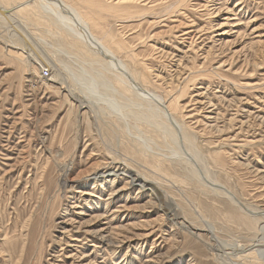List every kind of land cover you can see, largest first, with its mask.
<instances>
[{
    "label": "rangeland",
    "instance_id": "374dc122",
    "mask_svg": "<svg viewBox=\"0 0 264 264\" xmlns=\"http://www.w3.org/2000/svg\"><path fill=\"white\" fill-rule=\"evenodd\" d=\"M139 1L147 7L154 6L147 10L144 16H138L128 22L131 25L128 26L127 35L131 32L130 35L135 32L156 33L151 41L144 37L142 38L144 40L141 39L135 43L137 44L136 47L145 53L143 54L145 57L150 58L149 56H151L149 50H146V46L150 43L156 44V47H163L167 52H173V55L168 58H155L153 54L154 58L152 57L147 61L151 65L150 69L161 75V79L157 81L161 86L168 88L169 84L177 85L179 81L182 82L189 74L187 66H191L193 62L198 66L205 65L204 68L201 66V69L205 70L203 74L201 71L194 81L188 82L189 92L181 98V104L187 105V112L188 110L191 113L196 112V117L189 119V122L200 132L206 128L205 121L207 123V119L205 116L211 107L226 115V119H224L226 121L223 118L217 120L220 126H223L232 114L236 115L237 119L232 128H228L221 137L211 133L212 141L215 144L223 138L238 135L235 141L224 140L231 141L230 143L226 142L228 145L224 148L225 152L223 151L226 168L224 171L216 169L215 172L220 171V175H224L221 177L217 172L221 180H224L223 182L230 187L233 186L231 187L233 190H237L238 193L241 191L246 198L249 197L250 201H260V204L264 205V182L262 180L264 178V123H261L264 116V0H189L188 4H195L196 6L192 8L188 5L183 9L185 14L172 18H179L182 22L193 21L192 23L197 27L202 25L207 27L203 32L196 35L197 37L193 39L195 40L194 45L190 49L188 38L181 43L182 41H179L181 39L175 40L172 37L173 34L169 35L164 31L167 29L165 25L170 23L167 19L157 24L149 23L153 19L158 20L159 18L156 17L173 8L171 7L172 3L175 5L174 8H180L178 0ZM205 2L211 12L210 15L204 13L205 9L202 4ZM165 17L167 16L165 15ZM111 21L115 23L112 19ZM185 25H189V23H185ZM29 28L35 30L37 27L30 25ZM39 28L41 26L36 31H43V35L47 36L43 42L37 40V43L40 44V50L44 54L46 53L45 57L50 67L52 66L51 76L53 74L63 76L66 81L67 93L69 90L80 93L84 100L92 103V110L98 114L96 117L91 115L87 118L83 114L80 115L82 130L78 141L71 129H67V133L64 134L63 150L65 153L72 151L70 156L73 158L71 177H75L78 172L86 174L94 171L98 165H103L104 160L111 162V155L116 153L115 156L118 160L133 163V167L129 163L133 169L136 167L138 172H143L148 176L152 175L153 178L158 177L157 180H162V176L170 177L173 175L178 179L183 178L184 173L187 175L186 164L176 160L178 157H172L174 156L172 154L176 152L175 148H172L174 145L169 143L171 147L168 148L164 144L168 135L164 134L163 130L156 128V121L152 117L143 118L139 116L143 111L146 112V108L149 107L157 120H162L163 118L157 109L147 102L128 103L127 93L124 96H121V93L118 94L120 88H117L114 82L108 79L111 78L108 73L101 74L103 69L98 67L100 64H95L98 65L95 67L90 61L82 60L72 52V50L74 52L76 50L72 48L68 50V46L63 44L58 36L56 37L57 40L51 36L52 34L45 31L47 28ZM54 40L55 42H53ZM211 45L214 47L207 55ZM3 47V44L0 43V126L2 125L0 130L3 131L0 140V264H16L23 247L26 253L21 264H71L73 260L71 255L74 253L81 255L83 252L86 255L84 260L92 259V264H141L142 261L159 252L162 255L165 254L160 264H187L189 258H192L193 264H218L217 258L216 262L206 249L199 250L200 248H196L194 243L190 242V237L187 238L183 232H175L172 222L166 216H162L163 211L160 205L147 203L150 199V189H139L138 185L131 184L119 194H114L112 198H109L111 190L117 189L119 191L118 188H121L125 181L116 180L115 183H111L107 179V182L98 179L96 183H93L92 179V181L87 182L85 188L88 193L93 194L94 192L95 195L90 197L86 195L87 198L78 203L77 207H71L77 199L71 198V189H68L66 196H58L55 182L59 175L54 172L51 175L52 186L47 189L46 195L42 193V184L39 180L48 152L42 153L44 145L41 139L37 135L32 136L31 130L35 123L31 120V116L22 115L24 109L21 106L23 103L19 93L22 90V85L29 82L28 78L22 79L20 77L19 70H17L19 63L10 62L9 57L4 54ZM194 55L197 56L192 59ZM205 57H208V61L203 64ZM180 60L182 61L179 65ZM252 61L259 63L256 69L249 64ZM222 63L224 64L222 65L223 74L229 76L230 82L225 81L224 78L219 79L210 73V68L217 67ZM38 74L42 76L41 73ZM44 74L47 75V71H44ZM196 74L198 73L194 75ZM51 76L48 75L47 78ZM36 78L39 79L38 76ZM66 89L61 90L63 92L61 93L67 94ZM198 92H204L203 96H208L205 99H211L216 105H207V108L202 110L200 105L195 104L192 100V98L198 97L196 95ZM44 94L54 99L59 98H57L58 93L46 86H42L38 93L40 101L43 100ZM127 96L131 98L130 95ZM190 97H192L191 100ZM120 107L124 109L122 112H127L125 115L119 111ZM192 107H195L196 110H192ZM65 112L66 109L61 112L53 126L59 123ZM5 118L7 119L4 120ZM118 118L124 125L125 133L121 132V135L118 131ZM14 122L16 127L12 129ZM73 123L74 120L70 122V124ZM89 124L92 126L91 131L86 130ZM240 127L242 128L240 129ZM49 130L47 131L48 134L52 135V130L50 132ZM86 133L90 136H87ZM209 134L207 133V135ZM246 138L262 139V143L259 146L247 145L240 148L232 145L237 141H244ZM133 142H140L138 144L145 153L173 159V161L166 163L165 173L162 170L154 169L156 172V176H154L155 172L149 170L152 169L151 159L140 158L139 155L137 157L128 151L127 145ZM232 154L233 156H231ZM128 160L130 161L128 162ZM145 160L149 163H146ZM209 163L212 164V161L208 160ZM253 170H257V172ZM157 171L162 176L157 174ZM163 179L166 183L164 189L170 195H174L175 202L182 204L186 213H189L183 205V198L180 194L184 189L191 187V184H183L178 181L172 185L166 178ZM259 193L262 195L260 196ZM204 197L206 196L204 195ZM109 200L113 202L110 203V207H106ZM143 206L146 208L143 209ZM117 209L120 210L117 211ZM105 210L110 211L111 214L103 218L97 216ZM77 212H83V214ZM94 215L96 216L94 217ZM211 215V219H217L213 214ZM69 217L76 218L73 223L75 225L79 221L90 222L91 220L89 224L92 228L104 227L107 238L118 237L116 233L119 231L131 235L129 229L141 231L151 221L157 222V226L154 228V233L149 237L131 236L120 243L109 244L98 236H85L77 232L66 222ZM158 219L159 221H157ZM189 220L191 219L189 218ZM65 227H69L67 228L68 232H65ZM119 227L124 229H119ZM174 232L178 233L176 237L179 247H173L167 253V249L173 243L172 237L169 238ZM219 232L220 243L223 241L220 246L225 250H233L238 243H243L246 247L252 244L253 235L249 236L246 232L239 231L235 225L228 222ZM201 233L207 236V232L201 231ZM160 236L161 238H159ZM261 236L263 235L261 234ZM187 239L189 240L188 244H185ZM58 254L61 255L58 256ZM53 256H58V258L55 259Z\"/></svg>",
    "mask_w": 264,
    "mask_h": 264
},
{
    "label": "bare ground",
    "instance_id": "6f19581e",
    "mask_svg": "<svg viewBox=\"0 0 264 264\" xmlns=\"http://www.w3.org/2000/svg\"><path fill=\"white\" fill-rule=\"evenodd\" d=\"M178 2L180 8H174L175 5L172 3L171 7L173 8L156 17L159 18L158 20L153 19L154 22L150 21L149 23L157 24L167 19L170 23L165 25L167 29L164 31L169 33V35L173 34L172 37L175 38V40L181 39L179 40L182 41L181 43L188 38L190 49L194 45L195 40L193 39L197 37L196 35L203 32L207 27L203 25L197 27L192 23L193 21L182 22L179 18H172L185 14L183 9L188 5L192 6V8L196 6L195 4H188L189 0H178ZM202 5L205 9L204 13L210 15L211 12L206 6V2ZM153 6L147 7L142 5L139 0H0V43L3 44L4 54L9 57L10 62L16 61L19 63V68L17 70H19L20 77L22 79L26 77L29 81L22 85V90L19 93V97H21L23 103L21 106L24 109V114L22 115L31 116V120L35 123V126L31 130L32 136L37 135L41 139L44 145L42 153L44 151L48 152L45 158L43 172H41L39 180L42 184V193L45 195L47 194V189L52 186L51 175L56 172L57 175H59L58 180L55 182L58 196H66L68 189H71V198L77 199L71 207H77L78 203L87 198L86 195L89 197L95 195L94 192L90 194L86 190L85 186L88 181H92L93 179V183H96L98 179H103L102 182L110 180L111 183H115L116 180H123L125 181L124 185L118 188L119 191H117V189L111 190L109 198H112L114 194H119V192L131 184L138 185L139 189H150V199L147 203L157 206L160 205L163 211L162 216H166L168 220L172 222L175 232L180 231L183 232L187 238L190 237V242L194 243L196 248H200L199 250L206 249L216 262L218 260V264H264V205L260 204V201H250L248 199L249 197L246 198L243 192L239 190V193L237 190H233L231 188L233 186L230 187L227 183L223 182L224 180H221L220 176L222 177L224 175H220V171L218 172V170L217 172L220 176L215 172L216 169L224 171L226 168L224 153V148L228 145L226 142L230 143L231 141H235L238 135L223 138V140L215 144V142L212 141L211 137L213 136L211 133L221 137L223 133H226L228 128H232L237 119L236 115L232 114L227 118V122L223 124V126H220L217 120L219 118H223V120L226 119V115L220 110H216V112L211 107V109H208L209 113L205 116V119H207V123L205 121V130L202 129V132L196 130L189 122V119H194L196 117V112L191 113L189 110L187 112V105L181 104V98L189 92L188 90L190 87L188 82L194 81V79L200 75L201 71V74H203L205 70L201 69V66L204 68L205 65L198 66L193 62L191 66H187L189 74L186 79L184 78L182 82L179 81L177 85L169 84L168 88L161 86L157 82L161 79V75L151 70V65L147 61L152 59L153 54L155 58H168L173 55V52H167L163 47H156V44H149V42H147L149 45L146 44V50H149L151 56H149L150 58L145 57L143 55L145 53L139 50L135 43L144 37L146 39L149 38L148 40L151 41L156 33L135 32L130 35L131 32L127 35L129 31L128 26L131 25L128 22L134 20L138 16H144L146 11L152 9ZM165 15L167 17L164 18ZM111 19L115 23H113ZM185 23H189V25H185ZM30 25L37 28L41 26L39 29H42V27L47 28V30H44L52 34L51 36L55 37V39H57L56 37L58 36V39L68 46V50H71V48L76 50L77 53L73 50L72 52L82 58V60L90 61V63L94 65L100 64V66H97L104 70H101V74L108 73L111 77L108 79L113 81L117 88H120L118 94L120 95L121 93V96H124V94L127 93V95L131 96L130 98L126 95L128 103L138 101L147 102L150 106L157 109V112L163 118L162 120L159 119L158 121L149 107L148 109L146 108V112L143 111L139 116L143 118L152 117L156 121V128L158 130H163L162 132L168 135L164 144L168 148L171 147L169 143L174 145L172 148H175L176 152L172 154L174 155L172 157H178L176 160H180L179 162L181 163L183 161L186 164L185 169L187 175L184 173L183 178L180 177L178 179L173 175H170V177L162 176L158 171L162 170L165 173L164 169L166 163L173 161V159L170 160L168 157H160L159 155L145 153L138 144L140 142L130 143L127 145L126 149L135 156L139 155L141 156L140 158L151 159L152 169L149 170L155 172L157 169V174L166 178L172 185L175 184V182L178 183V181H181L183 184H191V187L188 189L183 190V188H180L183 190L181 191L182 194H180L183 200L180 199L184 202L183 205L187 208L189 213H186L182 204L175 202L174 195H170V193L164 189L166 183L163 178H161L162 180H157L156 178L158 177L153 178L151 177L152 175H149V177L148 174L146 175L143 174V172L136 171V167L134 169L132 168L134 164L129 162L130 160H128V162L132 164V167L129 163L118 160L115 156L117 153L115 155L110 153L112 154V161L107 162V160H104L102 162L103 165H98L97 168L90 173L85 174L84 172H78L75 177L70 176L73 158L70 157L72 151L65 153L63 150L64 134L67 133V129H71L75 133V138L78 141L82 130V125L79 120L80 115L83 114L84 117L87 118L91 115L96 117L98 114L92 110V103L84 100V97L80 93H76L74 90H69V93H67L66 81L63 76L56 74L51 76L52 66L50 67L45 57L46 53L44 54L40 50V44L38 45L37 43V40L38 42L40 40L43 42L47 36L45 37V35H43V31H36L37 28L35 30L32 28L30 29ZM199 38H201V36H199ZM213 41L216 42V40ZM53 42H55V40ZM212 47L214 46L211 45L209 47L207 55L211 52ZM196 56L197 55H194L192 59L196 58ZM204 59L203 64L208 61V57ZM181 61L182 60L179 61V65ZM249 64L256 69L259 63L257 61H252V63ZM222 65L224 64L222 63L217 67L210 68V73L219 79L224 78L225 81L230 82L229 76L223 74ZM97 66L95 65V67ZM44 71H47V75L44 74ZM38 73H41L42 76H39ZM195 73L198 74L194 75ZM48 75L51 77L47 78ZM36 76H38L39 79H37ZM42 86H46L48 89L58 93L57 98H59L54 99L44 94L42 97L43 100L40 101L38 93ZM200 88L202 87L200 86ZM65 89L67 94H62L63 92L61 90ZM203 93L204 92H198L196 94L198 97H190V100L192 98L194 103L199 104L202 110H205L207 105L215 106L216 103L211 99L206 100L208 96H203ZM234 101L233 99V102ZM228 106L231 105L228 104ZM192 108V110H196L195 107ZM65 109L66 112L64 116L62 115V119H60L57 125L53 126L55 121L60 117L61 112ZM50 110H52V112H49ZM122 110L124 109L121 108L119 111L121 114L123 113L125 115L127 112H122ZM25 112H28V114H25ZM16 113L18 112L16 111ZM258 117L260 116L258 115ZM120 118L122 119V117ZM120 118H118L117 123L119 128L118 131L121 135V132H125L124 125H122ZM6 119L7 118L4 120ZM4 120L2 119V121ZM73 120L74 123L70 124ZM241 123L243 124L242 121ZM261 123H264V116ZM15 127L16 123L14 122L12 129ZM241 128L242 127H240V129ZM48 130L49 132L52 130V135L48 134ZM86 130H92L91 124L86 127ZM2 132L1 129L0 140L2 139ZM207 133L210 134L207 135ZM86 135L90 136L88 133H86ZM225 139L231 141H224ZM48 142L49 144H47ZM237 142L232 144L237 148L247 145L259 146L260 143H262V139L246 138L244 141H241L242 143L240 141ZM231 156H233V154ZM208 160L210 162L212 161V164L209 163V165ZM146 161L147 160H145V162ZM142 171L145 170L142 169ZM254 172H257V170ZM154 176H156V172ZM228 178L230 179V176ZM262 180L264 182V178ZM204 195L206 197H204ZM259 195L261 196L262 194L259 193ZM83 196L85 197L83 198ZM112 202V200H109L106 207H110L109 205ZM142 208L145 209L146 207L143 206ZM119 210L120 209H117V211ZM77 213L83 214V212ZM110 214V211L105 210L103 213L97 214V216L103 218ZM211 214L217 219H211ZM95 216L96 215H94V217ZM189 218L191 220H189ZM75 221L76 218L74 217H69L66 220L77 232L85 236H98L109 244L120 243L122 240L128 239L131 236L141 238L149 237V235L154 233V228L157 226V222L151 221V223L147 224L145 229H141V231L129 229L131 235H126V233L124 234L122 231H119L116 233L118 237L114 238V236H112L107 238L104 233L105 228H92L89 224L91 220L90 222L85 220L79 221L76 225L73 224ZM157 221H159V219ZM227 222L235 225L239 231H244L249 234V236L253 235L251 238L252 244L246 247L243 243H238L235 245L234 249L230 251L221 247L220 244L222 245L223 241L220 243L219 231ZM149 226L151 227L148 228ZM65 228V232H68L69 230L67 228L69 227ZM147 228L149 231H147ZM119 229L124 228L119 227ZM201 231L207 232V236H204ZM175 232L169 238L171 239L172 237L173 243L172 246L167 249V253H169L173 247H179L176 237L178 233L176 234ZM261 234L263 236H261ZM159 238H161V236ZM188 241L187 239L184 243L188 244ZM25 253L26 250L23 247L16 264H21V262L24 261ZM60 255L61 254H58V256ZM164 255V253L162 255V253L159 252L155 256L142 261L141 264H160ZM58 256L53 257L57 259ZM85 256V252L81 253V255L74 253L71 255L73 258L71 264H92V259L89 261L84 260ZM191 259L192 258H189L187 264H193Z\"/></svg>",
    "mask_w": 264,
    "mask_h": 264
}]
</instances>
